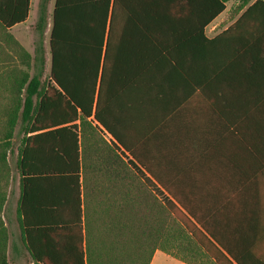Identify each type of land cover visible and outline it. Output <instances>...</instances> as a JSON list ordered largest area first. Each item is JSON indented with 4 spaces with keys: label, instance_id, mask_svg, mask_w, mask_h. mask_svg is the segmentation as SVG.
Masks as SVG:
<instances>
[{
    "label": "trees",
    "instance_id": "obj_1",
    "mask_svg": "<svg viewBox=\"0 0 264 264\" xmlns=\"http://www.w3.org/2000/svg\"><path fill=\"white\" fill-rule=\"evenodd\" d=\"M52 1L47 88L20 149L33 263L150 264L161 250L247 264V195L264 172V0H242L212 38L231 0H40L41 33ZM6 2L5 28L26 20L29 0Z\"/></svg>",
    "mask_w": 264,
    "mask_h": 264
},
{
    "label": "crops",
    "instance_id": "obj_2",
    "mask_svg": "<svg viewBox=\"0 0 264 264\" xmlns=\"http://www.w3.org/2000/svg\"><path fill=\"white\" fill-rule=\"evenodd\" d=\"M39 1L29 0L28 16L23 22L8 28L0 22V135L12 133L10 148L5 150L0 146V222L7 233L9 264H34L24 245L23 217L19 213L23 178L20 149L24 139L33 135L23 120L35 117L36 106L47 88L45 37L53 1L48 8V26L43 33L36 28ZM6 6L12 8L13 0H7ZM49 61L50 73L51 54ZM105 138L107 141L111 139L108 134ZM247 198V264H264V172L258 186L248 193ZM150 264L186 263L156 250Z\"/></svg>",
    "mask_w": 264,
    "mask_h": 264
},
{
    "label": "rangeland",
    "instance_id": "obj_3",
    "mask_svg": "<svg viewBox=\"0 0 264 264\" xmlns=\"http://www.w3.org/2000/svg\"><path fill=\"white\" fill-rule=\"evenodd\" d=\"M256 1L253 0L252 3ZM242 4V0H231L226 7V10L224 13L219 16L209 27L207 30L208 36H215L219 33H221L223 30L227 29L230 25H232L242 14L243 11L240 13L238 12L239 6ZM49 27L47 28L45 42H46V48H47V58H48V64H47V77L49 76V67H50V54H49V37H50V31H51V17L49 19Z\"/></svg>",
    "mask_w": 264,
    "mask_h": 264
}]
</instances>
